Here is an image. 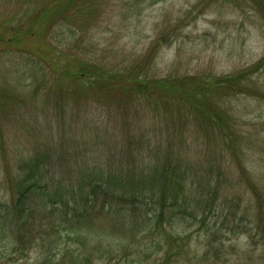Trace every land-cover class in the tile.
<instances>
[{
    "label": "rangeland",
    "instance_id": "rangeland-1",
    "mask_svg": "<svg viewBox=\"0 0 264 264\" xmlns=\"http://www.w3.org/2000/svg\"><path fill=\"white\" fill-rule=\"evenodd\" d=\"M42 1L0 0V23L18 15L35 14ZM92 2L97 16L89 18L88 25L82 29L54 25L45 45L38 43L42 41L39 37L30 47L36 50L37 44L49 46L54 57L50 64L40 59L39 51L38 56L32 52L0 55V216L2 206L11 204L17 192L21 168L32 159L45 158L54 164L55 159L57 164L69 160L56 173L55 167L50 171L54 180L69 185L74 160L90 167L96 159L103 163L121 161L134 148L149 156L150 149L160 144L163 151L170 150L172 158L180 155L179 160L190 163L196 176L199 170L208 174L209 167H214V185L219 184L221 193L216 203L218 215L209 216L207 226L217 223L223 227L228 261L220 264H264V212L259 216L256 206H251L257 202L254 192L264 186V96L250 95L243 84L231 88V82L223 81L241 72L249 73L264 57V0ZM34 27L38 32L39 26ZM55 46L114 73L138 74L157 82L168 77L188 78L189 83L214 87L215 101L235 118L244 136L242 153L227 152L224 157L221 151L216 153L220 144L217 136L206 131L205 136L203 121L187 107L180 109L185 116L180 111L165 110L163 100L139 99L136 108L142 116L137 119L125 118L123 114L129 108L104 92H70L65 97L55 78ZM255 75L253 82L264 92V75ZM65 112L68 114L64 120ZM143 133L148 139L142 137ZM182 146L184 151L180 150ZM207 146L208 152L204 150ZM65 151L71 155L62 156ZM60 158L62 161L57 160ZM233 212L238 213L239 220L245 217L238 228L242 232L238 240L229 232ZM94 222L109 228L115 221L110 215L96 213ZM174 224L176 232H195L194 245L203 241L205 229L190 217L177 219ZM1 233L0 219V237ZM3 246L4 240L0 242L1 262ZM35 256L32 251L29 259L16 264H34Z\"/></svg>",
    "mask_w": 264,
    "mask_h": 264
},
{
    "label": "trees",
    "instance_id": "trees-1",
    "mask_svg": "<svg viewBox=\"0 0 264 264\" xmlns=\"http://www.w3.org/2000/svg\"><path fill=\"white\" fill-rule=\"evenodd\" d=\"M94 3L91 0H43L35 14L7 19L0 23V55L32 52L38 56L39 51L40 59L50 64L53 52L49 46H43L49 30L61 24L85 27L97 16ZM39 37L42 41L38 43L43 45L37 44V49L33 50L30 47ZM23 46L28 48H21ZM64 53L67 52L63 48L55 46V78L65 97L70 92L76 95L92 90L96 94L104 92L110 99H118L125 109L129 108L123 114L125 118L137 119L142 116V111L136 108L139 99L151 102L157 99L159 103L163 100L165 110L176 112L187 107L190 112H196V117L206 126L203 134L206 131L217 136L220 144L216 153L221 151V157L227 152L242 153L244 136L235 118L215 101L214 87L189 83L188 78L144 80L138 74L114 73L74 53ZM258 73L264 75V57L249 73L241 72L223 81L231 82V88L234 84H243L250 95L264 96L263 90L253 82ZM240 93L245 94L242 89ZM118 94H121L119 98ZM179 113L186 116V112ZM67 114L62 113L64 120ZM142 137L148 139L146 133ZM181 149L184 151L185 147ZM204 150L208 152L210 148L207 146ZM64 154L70 156L71 152L65 151L62 156ZM179 156L172 158L170 150L163 151L159 144L154 150L150 149L149 156L134 148L121 161L103 163L96 159L86 167L74 160V175L69 185L50 177L51 169L55 167L56 173L57 168L62 169L61 165L70 163L69 160L61 164H57L56 159L54 164L45 158L26 162L21 168L12 203L2 206L0 242L6 241V247L3 246L4 261L0 260V264L29 259L32 251L36 253L34 264H95L96 261L104 264H220L228 261L221 234L223 227L217 223L207 226L208 217L218 215L216 203L221 191L218 183L214 185L215 169L209 167L208 174L199 170L196 176L194 167L190 163L186 165V160H179ZM254 193L257 202L251 206H256L258 215L262 216L264 186ZM96 213L110 215L114 225L109 228L96 225ZM232 215L234 221L229 232L238 240L242 235L238 228L240 223H245V217L239 220L238 213ZM187 216L205 229L200 244L193 243L195 232L175 230L177 219L184 221ZM248 236L253 239L251 234Z\"/></svg>",
    "mask_w": 264,
    "mask_h": 264
}]
</instances>
